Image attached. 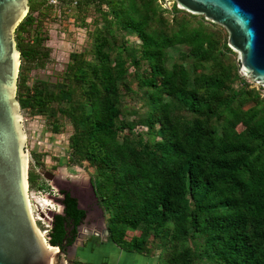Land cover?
<instances>
[{
  "label": "trees",
  "instance_id": "1",
  "mask_svg": "<svg viewBox=\"0 0 264 264\" xmlns=\"http://www.w3.org/2000/svg\"><path fill=\"white\" fill-rule=\"evenodd\" d=\"M57 2L92 25L90 43L54 80L29 81L49 60L56 5L28 0L16 98L52 133L71 125L66 164L91 168L110 241L156 264H264V92L239 74L226 30L165 0ZM52 231L58 245L60 215Z\"/></svg>",
  "mask_w": 264,
  "mask_h": 264
},
{
  "label": "water",
  "instance_id": "2",
  "mask_svg": "<svg viewBox=\"0 0 264 264\" xmlns=\"http://www.w3.org/2000/svg\"><path fill=\"white\" fill-rule=\"evenodd\" d=\"M172 1L177 8L223 27L239 74L264 92V0ZM28 10V0H0V264H73L75 244L67 245L71 247L67 252L66 238L62 246L50 243V236L36 222L29 197L30 163L53 184L55 176L26 150L27 136L16 98L20 51L14 31ZM88 182L92 189L89 176ZM84 217L88 219L89 214L85 212ZM101 231V240H107L105 225Z\"/></svg>",
  "mask_w": 264,
  "mask_h": 264
},
{
  "label": "rangeland",
  "instance_id": "3",
  "mask_svg": "<svg viewBox=\"0 0 264 264\" xmlns=\"http://www.w3.org/2000/svg\"><path fill=\"white\" fill-rule=\"evenodd\" d=\"M48 1L49 3L56 5L50 18L45 21L48 32V38L45 41V45L50 50L49 60L44 68L34 66L31 68L28 73L30 78L29 81H32L35 78L54 80L68 61L69 53L72 51H81L88 47L90 43L87 30L92 25H89L88 28L80 26V21L75 19L72 10H67L65 14L67 16L62 14V16L59 17V5L57 0ZM172 3V0H165L164 5L165 7L170 8ZM91 19L92 17H88L86 21L90 22ZM131 38L134 39L135 36H131ZM255 87L258 88V86ZM22 123L27 136L26 150L31 155L33 153L42 154L41 161L44 163L43 165L46 168H52L54 170L58 181L66 182V179H68L67 182L73 181L79 187H82L85 184L86 187H88V190L92 192L88 182V176L90 177L89 170L91 168L87 169L79 166H68L66 164L68 153L67 139L72 132L69 123L66 122L64 124L61 133H52L47 125L45 117L43 116H29L22 113ZM42 180V178H39V184L42 183ZM49 182L50 184H53L51 181ZM53 186L55 185L53 184ZM49 194L50 192L47 188L43 187L42 189H37L36 187L29 186L32 213L43 233L47 232L48 225L50 224L48 217L53 213L52 210L55 209L58 212L60 210L59 203L54 201L53 197H50ZM51 194H53V192H51ZM95 243L96 246H100V251L105 248V243L99 241H94L93 245L90 244L87 247H93L95 246ZM102 246H104V248H101ZM91 253L93 255L91 258H87L89 254L85 255V253H80L79 260L93 263L92 260H98L100 258V256L93 254V250ZM101 253L103 254L102 251ZM151 259V261L155 260L154 258Z\"/></svg>",
  "mask_w": 264,
  "mask_h": 264
},
{
  "label": "flooded vegetation",
  "instance_id": "4",
  "mask_svg": "<svg viewBox=\"0 0 264 264\" xmlns=\"http://www.w3.org/2000/svg\"><path fill=\"white\" fill-rule=\"evenodd\" d=\"M40 166L54 174L55 186H53V184H50L49 180L45 179L36 170L39 173L37 179L39 180V178H42L45 181L44 182L42 180L41 181L42 183L40 184L44 188H47L49 190L50 197H53V200L58 202L60 206L59 212L54 209L52 210L53 213L51 214V216L48 217L50 224L48 225V229L46 233L51 237V235L53 234L52 230L56 216L60 215L63 218V225L65 229V233L63 234L62 241L64 238H66L65 246L74 243L77 253L81 247H83L86 243H88L87 242L88 234L91 231L93 234L94 232H96L98 235L101 234L102 226L103 225L106 226V217H107L106 211L103 207L102 202L98 198L94 187L91 189L92 192H90L85 184L82 187H79L73 181L67 182L68 179H66V182L58 181L56 174L52 168H46L44 165L41 164ZM51 192H53V194H51ZM76 196H78V198ZM71 201L76 203V206L80 205L83 208L78 209L77 211H75V213L71 214L66 210L68 203H70ZM85 212L89 214L88 219L84 217ZM92 237L93 236H91V238ZM94 238L96 239L97 237ZM62 241L58 245L62 246ZM81 241L83 242V246H80ZM70 251H71V247L69 248L67 246V252Z\"/></svg>",
  "mask_w": 264,
  "mask_h": 264
},
{
  "label": "crops",
  "instance_id": "5",
  "mask_svg": "<svg viewBox=\"0 0 264 264\" xmlns=\"http://www.w3.org/2000/svg\"><path fill=\"white\" fill-rule=\"evenodd\" d=\"M89 234H91L93 236L92 240L91 241L88 240L87 241L88 243H86L83 247H81L79 249V251L77 253H75V258L73 260V264L75 261H80L79 260L80 259V257H79L80 253H85V255L89 254L87 256V258L93 257V255L91 253L92 250H93V254L100 256V258L98 260H92L93 264H99V263H103V262H107L110 264H156V260L151 261L152 259L148 258L144 254H141L138 252H130V251L128 252V251L123 250L122 248H120L119 246L115 245L114 243H112L110 241L109 235H108L107 240H101V238H103V237L99 238L100 235L96 236V232H94V234H93L91 231ZM94 237H97V238L95 239ZM94 241H96V242L99 241V242L105 243L104 244L105 248H104V246L101 247V248L105 249V250L104 249L101 250L103 252V254L99 250L100 246L99 247L96 246V243H95V246H93L94 248L93 247H87L90 244L93 245ZM94 258H96V257H94Z\"/></svg>",
  "mask_w": 264,
  "mask_h": 264
},
{
  "label": "built area",
  "instance_id": "6",
  "mask_svg": "<svg viewBox=\"0 0 264 264\" xmlns=\"http://www.w3.org/2000/svg\"><path fill=\"white\" fill-rule=\"evenodd\" d=\"M163 6H165V5L163 4Z\"/></svg>",
  "mask_w": 264,
  "mask_h": 264
}]
</instances>
